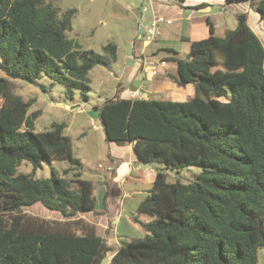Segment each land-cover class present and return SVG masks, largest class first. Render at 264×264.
I'll return each instance as SVG.
<instances>
[{
  "label": "trees",
  "instance_id": "16d2710c",
  "mask_svg": "<svg viewBox=\"0 0 264 264\" xmlns=\"http://www.w3.org/2000/svg\"><path fill=\"white\" fill-rule=\"evenodd\" d=\"M161 1L185 6L191 0ZM226 2L255 4L264 20V0ZM76 14L53 0H0V264H258L264 249V44L248 15L237 13L236 28L223 37L208 18L209 36L191 41L185 58L165 50L163 61L177 64L171 79L181 88L194 86L191 100L123 98L119 85L96 107L107 143L133 144L139 163L163 167L138 208L151 220L133 218L147 235L115 246L85 218L99 215L96 185L81 178L83 164L66 125L35 132L41 111L30 114L34 102L20 92L25 80L37 84L47 76L71 99L75 91L88 98L89 73L118 60L114 43L98 54L69 37ZM55 162L69 168L38 175ZM189 166L202 168L194 180L168 182L166 169ZM37 205L53 217L28 211Z\"/></svg>",
  "mask_w": 264,
  "mask_h": 264
},
{
  "label": "rangeland",
  "instance_id": "374dc122",
  "mask_svg": "<svg viewBox=\"0 0 264 264\" xmlns=\"http://www.w3.org/2000/svg\"><path fill=\"white\" fill-rule=\"evenodd\" d=\"M196 2V0H191L185 4L182 19H174L172 24H162V36L153 42L151 48L144 49L140 46L134 48L133 43L141 35H145L146 28L155 15L152 0H53V4L63 12L77 11L69 37L74 39L82 50H92L98 54H103L104 47L109 43H114L118 47V60L116 62L109 66H97L89 73L90 90L88 98H84L79 91H75L74 98L71 99L66 89L59 82L47 76H43L37 84L25 80L20 91L27 101L34 102L30 108V114L41 111V115L34 123L35 132L51 130L54 124L66 125L64 134L72 139L75 157L83 164L84 169L81 178L95 182V195L99 206L102 201L103 203L105 201L102 200L100 189L102 188L105 192L108 191V186L113 179L111 178L112 175L106 173L110 165L109 153L113 154V149L111 146L108 148L96 107L114 97L119 85L129 88L134 80H136L135 86H141L140 88L145 91L152 89L153 83L151 84L148 80L143 82L140 75L136 77L138 72L135 69L141 64L140 59L142 62L145 57L156 61L162 60L167 56V52L164 51L166 48H172L180 57L185 58L191 52V42L182 39L183 36H187L191 41L209 36V30H207L199 37H195L196 34L188 26L190 22L187 19L198 13V11L190 9V7L195 6L194 3ZM210 3L213 8L209 19L214 24L216 36L223 37L228 30L235 29L237 26L236 14L246 13L250 26L264 44V20L256 12L255 4L228 3L226 0H210ZM201 15V13L197 14L198 17ZM190 19L191 21L194 20L193 17ZM204 23H206L205 20ZM142 53L145 57H141ZM164 69L169 71L167 67ZM164 69H159L157 82L161 80L170 81L171 76H176V73L171 71L165 75ZM162 74L164 76H161ZM4 75L0 72L1 77ZM176 85L164 92L167 96L154 95L152 97L163 100L173 97V100L178 101H188L194 97L195 90L192 86L180 88ZM1 105L2 101L0 100V108ZM52 167L58 169L62 174L64 169L69 168V164L66 162H55L53 165L44 164L43 169L38 171V175L49 177ZM162 168L160 165L154 167L155 177L157 169L161 170ZM166 171L169 173L168 182L180 181L187 184L200 174L202 168L189 166L179 172L168 169ZM153 184L142 186L140 193L134 197L130 204L139 206L144 202ZM108 204L111 205L112 203L108 201ZM28 211L35 215L53 217L41 205L29 208ZM129 212L141 222L151 220L149 216L139 215L135 207ZM133 223L132 225L122 223L116 226V230L111 236V242L115 241L113 245L118 246L122 242L127 243L134 238H145L147 235L145 229L139 223L135 221ZM118 235H121L120 241L114 240L118 238ZM258 264H264V249L259 252Z\"/></svg>",
  "mask_w": 264,
  "mask_h": 264
},
{
  "label": "crops",
  "instance_id": "0c3cea01",
  "mask_svg": "<svg viewBox=\"0 0 264 264\" xmlns=\"http://www.w3.org/2000/svg\"><path fill=\"white\" fill-rule=\"evenodd\" d=\"M152 1H153V11L155 12L154 17L156 15H161L169 19H172L173 22L174 19L183 18V9H185L184 8L185 6L180 7L179 4L172 2H168V3L162 2L161 0H152ZM201 3H205L204 6L199 7L195 10L198 11V13H201L202 15L198 17L197 16L198 13H196L195 15L191 16L193 17L194 20L191 21L190 19L191 17L187 19V21L190 22L188 26H190V28H192V32L196 34L195 37H199L202 33L207 32V30H209V27L208 25H206V23H207V19L212 14L213 7L212 4L210 3V0H206V1L202 0L194 4L195 6H197L200 5ZM204 20L206 21V23H204ZM182 39L190 40L187 36H183ZM189 42H191V40ZM153 44H154L153 42L152 43L148 42L145 33V35H143V39L138 38L137 41L133 43V47L136 48L140 46L141 48L149 49L152 47ZM168 49H172V48H168ZM149 60L154 61L157 64L159 63L161 64L164 58L159 61L151 60L150 58ZM142 63L143 62L141 61V64L138 65L135 69V71L138 72L136 77L140 75L143 79L142 80L143 82L145 80H148L149 82H151V84L153 83L152 89H149V91H145L143 90V88H140L141 86L140 87L135 86L134 83L136 82V80H134L132 86H130L129 88L124 87V91L122 92L121 96L123 98H128V99L144 98L145 95H149V97H152L154 95L167 96L164 92H167V90L171 88V86L176 85V83L172 79H169L170 81L161 80L160 82H157L156 79L158 74L153 75V69L148 65H144ZM165 66L169 69V71L164 69L166 68ZM163 69L165 70V75H168L170 71L175 72L177 74V64L173 61H166V65L161 66L160 70ZM161 76H164V74H162ZM190 86L194 88L193 85H188L186 88ZM164 100H173V97L171 99L164 98ZM68 109H70V107H68ZM107 144H108V148L111 146V149H113V154H111V152L109 153L110 165L106 173L112 175L111 178L113 179L108 186V191L105 192L102 188L100 189L102 191L101 192L102 200L105 199L106 194L108 195V198L106 200V212L103 201L99 206L97 200L96 210L99 212V215L90 214L89 216L86 215L85 218L90 222H92L93 224H95L97 231L100 233L98 234L106 237L110 242V244L113 245V242L115 241L111 242V236L113 235L112 233H114V230H116V226L122 223H125L126 225L134 224L133 223L134 215H132V213L129 211L134 210V207L138 211L139 206L133 205L134 206L133 207L130 203L133 201L134 197H136V195L140 193V190L142 189L141 187L148 186L150 184L152 185L156 177H155V172H153L154 170L153 166L152 169H149L145 167L142 163L138 162L134 152L133 144H128L124 146H119L115 143H107ZM133 173H135V175H133ZM108 201L109 203L112 204L109 205ZM129 213L131 215H129ZM120 237L121 235H118L119 240L118 238L114 240L120 241Z\"/></svg>",
  "mask_w": 264,
  "mask_h": 264
},
{
  "label": "built area",
  "instance_id": "2783aa9c",
  "mask_svg": "<svg viewBox=\"0 0 264 264\" xmlns=\"http://www.w3.org/2000/svg\"><path fill=\"white\" fill-rule=\"evenodd\" d=\"M173 20L169 19L167 17L156 15L150 22L149 26L146 28V36L149 43H152L156 40H158L162 36V24H172ZM139 39H143V36L141 35ZM145 57L144 53L141 54V57ZM140 61H142L140 59ZM143 64L148 65L153 69V75H157L159 72V69H161V66L166 65L165 61H162L161 64H157L154 61H150L145 57L143 59Z\"/></svg>",
  "mask_w": 264,
  "mask_h": 264
},
{
  "label": "water",
  "instance_id": "95a60500",
  "mask_svg": "<svg viewBox=\"0 0 264 264\" xmlns=\"http://www.w3.org/2000/svg\"><path fill=\"white\" fill-rule=\"evenodd\" d=\"M150 97H149V95H145L144 96V99H146V100H148ZM145 167H147V168H149V169H152V165H150V164H148V163H144L143 164ZM129 215H131L130 213H129Z\"/></svg>",
  "mask_w": 264,
  "mask_h": 264
}]
</instances>
